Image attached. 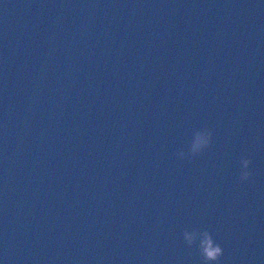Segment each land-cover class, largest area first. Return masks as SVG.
<instances>
[{"label":"water","instance_id":"water-1","mask_svg":"<svg viewBox=\"0 0 264 264\" xmlns=\"http://www.w3.org/2000/svg\"><path fill=\"white\" fill-rule=\"evenodd\" d=\"M185 229L264 264V0H0V264H203Z\"/></svg>","mask_w":264,"mask_h":264},{"label":"clouds","instance_id":"clouds-1","mask_svg":"<svg viewBox=\"0 0 264 264\" xmlns=\"http://www.w3.org/2000/svg\"><path fill=\"white\" fill-rule=\"evenodd\" d=\"M212 140V131L209 129L197 130L193 133V138L189 146L187 154L183 151L178 152V158L191 159L201 154L205 149L210 147ZM242 170L239 176L240 182L248 181L251 178V171L249 166L251 160L245 157H241L239 161ZM184 241L191 247L198 241V252L202 259L203 264H219L220 258L223 255V249L219 243H217L212 234L208 230L200 231L193 229L189 231L185 229L182 233Z\"/></svg>","mask_w":264,"mask_h":264}]
</instances>
